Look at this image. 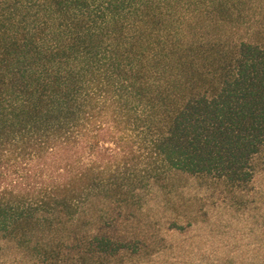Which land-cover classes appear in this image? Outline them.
Returning a JSON list of instances; mask_svg holds the SVG:
<instances>
[{"label":"trees","instance_id":"obj_1","mask_svg":"<svg viewBox=\"0 0 264 264\" xmlns=\"http://www.w3.org/2000/svg\"><path fill=\"white\" fill-rule=\"evenodd\" d=\"M264 170V0H0V264H122L176 176Z\"/></svg>","mask_w":264,"mask_h":264},{"label":"rangeland","instance_id":"obj_2","mask_svg":"<svg viewBox=\"0 0 264 264\" xmlns=\"http://www.w3.org/2000/svg\"><path fill=\"white\" fill-rule=\"evenodd\" d=\"M123 230L140 252L122 264H264V170L238 195L176 176Z\"/></svg>","mask_w":264,"mask_h":264}]
</instances>
